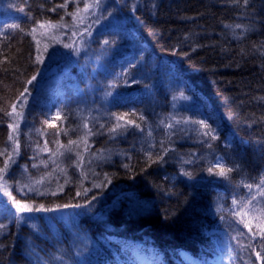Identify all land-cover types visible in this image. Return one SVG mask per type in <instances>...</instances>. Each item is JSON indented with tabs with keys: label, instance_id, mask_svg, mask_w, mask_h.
I'll return each instance as SVG.
<instances>
[{
	"label": "trees",
	"instance_id": "obj_1",
	"mask_svg": "<svg viewBox=\"0 0 264 264\" xmlns=\"http://www.w3.org/2000/svg\"><path fill=\"white\" fill-rule=\"evenodd\" d=\"M262 179L264 0H0V264H264Z\"/></svg>",
	"mask_w": 264,
	"mask_h": 264
},
{
	"label": "rangeland",
	"instance_id": "obj_2",
	"mask_svg": "<svg viewBox=\"0 0 264 264\" xmlns=\"http://www.w3.org/2000/svg\"><path fill=\"white\" fill-rule=\"evenodd\" d=\"M106 11H107L108 18H106V20L104 21L103 26H107V25L113 23V21L109 18V16H111V14H113L112 8L107 7ZM175 86L178 88L179 93H183V94L185 93V89H184V86L182 84L175 82ZM179 103H180V101H179ZM219 246H220L221 250H227L229 248V240H228L226 235L222 236L221 242L219 243Z\"/></svg>",
	"mask_w": 264,
	"mask_h": 264
},
{
	"label": "snow or ice",
	"instance_id": "obj_3",
	"mask_svg": "<svg viewBox=\"0 0 264 264\" xmlns=\"http://www.w3.org/2000/svg\"><path fill=\"white\" fill-rule=\"evenodd\" d=\"M245 2H247V0H245ZM12 28H19L18 25H12L11 26ZM33 79H35V77H33ZM143 119V117H141ZM201 124H203V126L205 128H208L209 126L207 124H204L203 121H200ZM7 167V165L5 166ZM209 171L211 172L212 169L210 168ZM232 169H225L223 167L220 168V171L217 173L218 175L220 176H226L228 172H231ZM261 184H264V179L261 180ZM249 187H251V185H249ZM17 208H18V211L20 212H24V211H32L31 208H29L27 205H20L19 203H17ZM257 256L261 259H264V257H260V253H257Z\"/></svg>",
	"mask_w": 264,
	"mask_h": 264
},
{
	"label": "bare ground",
	"instance_id": "obj_4",
	"mask_svg": "<svg viewBox=\"0 0 264 264\" xmlns=\"http://www.w3.org/2000/svg\"><path fill=\"white\" fill-rule=\"evenodd\" d=\"M220 247V246H219ZM221 250V249H220Z\"/></svg>",
	"mask_w": 264,
	"mask_h": 264
}]
</instances>
